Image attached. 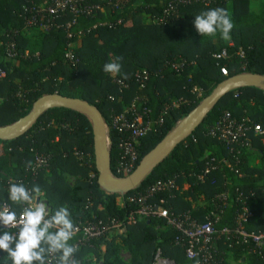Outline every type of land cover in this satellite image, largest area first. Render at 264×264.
Masks as SVG:
<instances>
[{
    "label": "trees",
    "instance_id": "1",
    "mask_svg": "<svg viewBox=\"0 0 264 264\" xmlns=\"http://www.w3.org/2000/svg\"><path fill=\"white\" fill-rule=\"evenodd\" d=\"M50 2L0 0V70L6 71L0 76V126L25 116L43 95L59 93L86 100L101 111L109 127L112 171L117 175L127 176L117 172L124 160L120 146L123 136L112 121L136 97L141 101L134 106L140 112L150 110L148 115L153 120L169 108L164 124L141 140V161L222 81L240 73L264 75V3L253 10L251 0H193L189 4L178 0H82L81 6L91 8L90 13L66 12L50 18L45 13ZM170 6L175 7L174 14L169 12ZM217 7L225 8L234 23L231 41L223 40L219 33L201 36L193 24L195 15ZM43 15L45 20L41 21ZM32 19L34 23L29 24ZM89 29L78 36L79 31ZM12 45L17 55L8 59ZM70 48L79 59L76 67L66 61ZM224 49L229 58L213 55ZM108 62H119L121 72H104L103 65ZM168 62H185V67L177 72L167 66ZM222 67L228 69L227 76L222 74ZM143 70L149 77L141 88L136 76ZM117 79L128 82L130 88L120 93ZM195 87L203 89V98L194 95ZM179 100V106L172 108V103ZM226 112L238 120L249 118L260 124L263 134L250 131L233 145L208 135L209 128ZM263 140L264 89H235L138 187L125 194L110 193L98 183L89 118L70 108H52L22 137L0 140V207L8 203L17 212L21 210L6 201V189L10 183L22 182L29 190L39 185L40 199H46L51 211L66 206L80 227L101 221L110 225L111 220L125 224L123 233L110 229L91 245L79 248L75 258L80 264H153L159 249L177 264H194L185 253L187 238L168 226L165 219L147 217L127 224L129 215L140 207L139 197L159 181L177 179L179 188L160 191L149 197L148 203H160L176 214L190 212L200 221L220 211L216 227L234 231L242 211L237 195L243 191L249 195L253 212L245 226L250 232L264 233ZM75 152L91 157L80 161ZM255 153L261 159L258 167L250 164ZM39 158L47 164L39 165ZM67 170L76 176L72 186L60 173ZM185 183L190 187L184 191ZM223 193L230 195L226 203L217 199ZM5 230L0 228V234ZM80 237L82 234H77L72 243ZM125 252L130 259H124ZM0 256L3 264L6 253L0 251ZM214 257L216 264H230L231 260L264 264L254 243L237 238L218 242Z\"/></svg>",
    "mask_w": 264,
    "mask_h": 264
},
{
    "label": "built area",
    "instance_id": "2",
    "mask_svg": "<svg viewBox=\"0 0 264 264\" xmlns=\"http://www.w3.org/2000/svg\"><path fill=\"white\" fill-rule=\"evenodd\" d=\"M178 1L182 4H189L193 0ZM81 3L82 0H51L49 6L45 10V13L50 18L62 16L66 12L73 13L76 15L85 12L90 13L92 9L89 7H82ZM175 10L176 9L174 6H170V13L174 14ZM45 17V15L41 16V21L45 20ZM28 23L33 24L34 20H30ZM41 23L42 27L47 28L46 23ZM90 31L91 29L87 31L81 30L78 32V36H83ZM16 55L17 52L15 46H10L7 52V58H14L16 57ZM240 55L244 57L245 52L241 50ZM65 57L66 61L69 63L70 66L76 67L78 65L79 59L76 57L71 48L66 53ZM215 57L219 59H227L230 57V55L228 51L224 49L219 54H216ZM167 66L172 70L180 72L184 69L185 62H168ZM221 72L223 75L226 76L229 74V71L226 67H222ZM5 75L6 71L0 70V76ZM136 77L138 82L140 83V87L143 88L147 83L149 72L147 70H143L139 72ZM117 83L119 86L120 93H124L130 88V84L122 79H117ZM192 92L194 93V95H196L198 99L203 98L204 92L202 88L195 87ZM138 101H141V99L139 97H136L132 105L120 114L115 115L112 121L113 127L118 129L123 136L120 146L124 151V160L121 161L117 166V172L123 175H129L136 169L140 162L139 146L141 144V140L147 137L153 131H157L159 127L164 124V117L169 111V108H165L160 118L153 120L148 115V112L150 110L144 109L142 112H140L134 106L135 103ZM180 102L181 100L173 102L171 107H178ZM253 130L256 132V134H263V128L260 124H255L249 118L238 120L237 118L233 117L230 113L226 112L215 126L209 128L208 135L212 137H217L228 145H233L241 142L244 138L248 136V132ZM2 152L3 147L2 144H0V155L2 154ZM74 154L76 158L80 161L86 156L91 157L90 154L84 155L79 152H75ZM37 161L39 165L47 164L44 159L41 158H39ZM208 171L209 169L206 170V173ZM113 174L116 177H124L115 173ZM204 177L205 174L201 176L202 179ZM172 188H179L177 179L159 181L154 186H152L146 195H141L139 197L138 201L140 203V207L129 215L127 224H136L138 221L147 217L165 219L166 224L168 226L176 229L182 234V236L187 238V242L186 244H184L185 253L187 258L191 260L194 264H216L214 254L218 242L224 239L230 240L233 238L241 239L244 242L254 243L260 249V254L264 257V253L262 254L264 249V233L250 232L245 226V223L249 220L250 217L253 216V212L249 207V195H247L245 192L240 191L237 195V199L241 201L242 204V211L237 218L238 225L233 231L227 227L223 229H218L216 227V223L219 221L218 214L220 211L218 212V214L216 212L208 214L206 215L205 221H200L193 217L190 212L176 214L170 209L165 208L160 203H148L147 200L149 197L158 194L160 191ZM229 197V194L223 193L218 195L217 199L226 203ZM43 201L46 202V200ZM5 204L12 209V206L8 203H4L2 206H5ZM48 208L51 211L49 205ZM78 227L80 230L77 234H82V237H80L75 243L78 248L87 247L91 245L94 239L100 238L110 229H116L119 233H123L126 229L125 224L115 220H111L110 225H103L101 221L99 222V224H89L83 227ZM0 228L5 229L2 225H0ZM153 264L177 263L171 258L164 257L162 255V251L159 249L156 253Z\"/></svg>",
    "mask_w": 264,
    "mask_h": 264
},
{
    "label": "clouds",
    "instance_id": "3",
    "mask_svg": "<svg viewBox=\"0 0 264 264\" xmlns=\"http://www.w3.org/2000/svg\"><path fill=\"white\" fill-rule=\"evenodd\" d=\"M193 24L201 36L219 33L223 40L231 41L234 23L225 8L203 11L195 15ZM103 71L119 74L121 64L105 63ZM27 163L31 168L32 162ZM6 194V201L21 210L17 212L6 204L0 207V225L7 229L0 234V251L6 253L3 264H80L75 258L79 248L72 243L80 229L66 206L50 211L40 199L39 185L29 190L22 182H13Z\"/></svg>",
    "mask_w": 264,
    "mask_h": 264
},
{
    "label": "water",
    "instance_id": "4",
    "mask_svg": "<svg viewBox=\"0 0 264 264\" xmlns=\"http://www.w3.org/2000/svg\"><path fill=\"white\" fill-rule=\"evenodd\" d=\"M242 87L264 89V75L240 73L222 81L147 153L136 169L126 177H116L113 174L112 141L108 125L101 111L86 100L59 93L43 95L34 102L31 110L25 116L9 125L0 126V140L22 137L33 128L46 111L52 108L65 107L79 111L86 115L92 123L93 148L100 187L110 193L125 194L138 187L179 144L190 137L227 94Z\"/></svg>",
    "mask_w": 264,
    "mask_h": 264
},
{
    "label": "crops",
    "instance_id": "5",
    "mask_svg": "<svg viewBox=\"0 0 264 264\" xmlns=\"http://www.w3.org/2000/svg\"><path fill=\"white\" fill-rule=\"evenodd\" d=\"M264 3V0H251V3H250V8L253 9V10H259L260 7L263 5ZM256 134V133H255ZM263 143H264V140H263ZM256 151V150H253V152ZM250 164L251 166L253 167H258L261 165V159H260V156L255 153L253 154L251 157H250ZM63 177L66 179L67 183L72 186L75 181H76V176L73 175L70 171H65L64 173L60 172ZM190 187V185L188 183H185L183 185V190H187L188 188ZM191 199V197H189ZM43 200H46L45 198H42ZM93 257V256H91Z\"/></svg>",
    "mask_w": 264,
    "mask_h": 264
},
{
    "label": "rangeland",
    "instance_id": "6",
    "mask_svg": "<svg viewBox=\"0 0 264 264\" xmlns=\"http://www.w3.org/2000/svg\"><path fill=\"white\" fill-rule=\"evenodd\" d=\"M123 257H124L125 260H128V259H130V254L125 252V253H123ZM230 264H242V263L240 261L231 260Z\"/></svg>",
    "mask_w": 264,
    "mask_h": 264
}]
</instances>
